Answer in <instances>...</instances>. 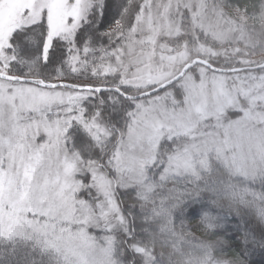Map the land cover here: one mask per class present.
<instances>
[{
  "label": "rangeland",
  "instance_id": "obj_1",
  "mask_svg": "<svg viewBox=\"0 0 264 264\" xmlns=\"http://www.w3.org/2000/svg\"><path fill=\"white\" fill-rule=\"evenodd\" d=\"M92 6L93 0H0V73L11 74L9 48L18 29L45 20L46 59L55 39L74 40ZM236 15L209 0H146L105 72L117 74L124 93L137 95L169 81L196 57L235 63L225 68L264 63V54L253 51L258 35L240 24L251 19ZM70 57L77 70L81 55L74 50ZM93 97L92 91L0 78L1 237H35L72 264H107L114 233L131 236L116 191L145 185L166 139L177 143L163 179L199 175L213 163L253 180L264 175V72L197 65L174 87L130 99L120 126V115L108 124L106 113L88 110ZM77 126L99 143L111 142L102 163L72 149ZM132 247L149 264L145 248Z\"/></svg>",
  "mask_w": 264,
  "mask_h": 264
},
{
  "label": "trees",
  "instance_id": "obj_2",
  "mask_svg": "<svg viewBox=\"0 0 264 264\" xmlns=\"http://www.w3.org/2000/svg\"><path fill=\"white\" fill-rule=\"evenodd\" d=\"M145 1L93 0L74 40L55 39L46 59L45 20L18 29L9 48L14 55L10 73L47 82L117 86V74H106L105 68L112 54L127 41ZM209 1L227 16L236 19L240 12L251 19L240 24L258 35L253 51L264 54V0ZM74 50L82 58L77 70L70 65ZM210 62L223 68L235 64L223 60ZM257 71L264 72V68ZM92 94L94 97L87 100L88 110L106 113L108 124L113 115H120L115 119L120 126L122 109L131 100L114 91ZM71 138L72 149L85 160L102 163L110 155L111 142L99 143L79 126L71 130ZM176 141L166 139L161 143L144 188L117 189L118 202L130 222L131 236L114 233L107 264H145L143 256L132 247L135 243L145 248L149 264H264V175L253 180L213 163L199 175L163 179L161 174ZM106 168L113 176L111 165ZM86 199L94 204L90 195ZM0 264L72 263L35 237L9 240L0 236Z\"/></svg>",
  "mask_w": 264,
  "mask_h": 264
},
{
  "label": "water",
  "instance_id": "obj_3",
  "mask_svg": "<svg viewBox=\"0 0 264 264\" xmlns=\"http://www.w3.org/2000/svg\"><path fill=\"white\" fill-rule=\"evenodd\" d=\"M197 65H203L208 67L211 70L217 71V72H227V73H233V72H240L243 70H258L261 68H264V63L252 66V67H237V68H223V67H218L214 64H212L210 61L201 58V57H196L194 58L191 62L187 63L182 70L172 79L169 81L163 83L162 85H159L157 87H154L144 93L137 94V95H129L124 93L119 87L116 86H92V85H82V84H77L73 82H68V81H58V82H46L43 80L35 79L32 77H23V76H15L11 74H4L0 73V78L6 79L9 81H17V82H25V83H34L37 84L41 87L45 88H57V87H63V88H68V89H73V90H80V91H94V92H101V91H114L122 95L124 98L128 99H140L144 97H148L151 95H155L167 87L171 86L172 84L177 83L183 76L192 68H194Z\"/></svg>",
  "mask_w": 264,
  "mask_h": 264
}]
</instances>
